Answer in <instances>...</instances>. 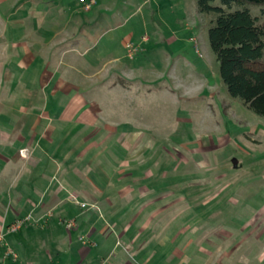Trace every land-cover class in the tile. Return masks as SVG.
<instances>
[{
  "label": "rangeland",
  "instance_id": "rangeland-1",
  "mask_svg": "<svg viewBox=\"0 0 264 264\" xmlns=\"http://www.w3.org/2000/svg\"><path fill=\"white\" fill-rule=\"evenodd\" d=\"M57 4L69 6L73 18L103 22L93 31L80 28L82 45L75 47L74 59L38 57L24 68L25 46L46 40L32 33L39 26L29 20L51 17ZM78 5L0 0V198L14 195V185L37 179L28 154L20 150L19 133L29 116L43 119L42 130L58 128L63 117L82 116L100 132L87 145L109 150L92 155L96 160L137 163V155L127 159L120 147L132 142L125 133L142 134L138 168L143 176L149 173L144 180L150 185L172 199H208L194 212L218 210L225 222L235 215L264 218V117L229 96L209 46V17L198 13L195 0H97L89 14ZM212 5L219 6V0ZM88 61L92 67L85 66ZM71 64L79 70L69 69ZM46 65L49 75L43 74L42 84L39 72ZM80 125L70 123L66 134L84 143L81 136L93 129L85 131V124L80 133ZM51 133L53 148L62 131ZM34 223V217L23 216L10 226L20 224L14 231L19 232Z\"/></svg>",
  "mask_w": 264,
  "mask_h": 264
},
{
  "label": "crops",
  "instance_id": "crops-1",
  "mask_svg": "<svg viewBox=\"0 0 264 264\" xmlns=\"http://www.w3.org/2000/svg\"><path fill=\"white\" fill-rule=\"evenodd\" d=\"M94 1L84 11L73 0L84 14L97 5ZM57 6L54 13L48 12L51 17L29 20L39 26L32 33L46 40L25 46L20 54L24 68L38 57L72 55L74 59L75 47L82 45L80 28L93 31L103 22L73 18L69 6ZM98 31L107 32L100 27ZM86 63L88 67L94 64ZM68 67L79 70L74 64ZM48 69L46 65L39 72L42 84ZM29 104H34V98ZM76 117H63L58 128L50 130H42L43 119L38 116L25 121L19 133L20 150L28 154L37 179L25 186L14 185V195L0 198V235L4 236L0 264H264V218L235 215L225 222L227 217L218 210L194 212L207 206L208 199H172L155 183L150 185L144 180L149 173L143 176L138 168L142 134L125 133L122 137L132 142L120 147L127 159L137 155V163L122 160L114 165L104 158L105 162L96 160L92 155L108 154L109 150L88 146L87 141L100 132L92 128L91 119ZM72 122L81 123L80 133L85 124V131L93 129L92 134L81 136L84 143L78 136L66 134ZM39 127L41 132L35 133ZM57 129L62 136L52 148L56 137L51 132ZM82 204L86 206L82 208ZM23 216L34 217L36 223L9 233L7 228ZM67 220L73 221L71 228L65 227Z\"/></svg>",
  "mask_w": 264,
  "mask_h": 264
},
{
  "label": "trees",
  "instance_id": "trees-1",
  "mask_svg": "<svg viewBox=\"0 0 264 264\" xmlns=\"http://www.w3.org/2000/svg\"><path fill=\"white\" fill-rule=\"evenodd\" d=\"M195 0L209 17L208 41L229 96L264 117V0ZM249 6L257 8L253 15Z\"/></svg>",
  "mask_w": 264,
  "mask_h": 264
},
{
  "label": "built area",
  "instance_id": "built-area-1",
  "mask_svg": "<svg viewBox=\"0 0 264 264\" xmlns=\"http://www.w3.org/2000/svg\"><path fill=\"white\" fill-rule=\"evenodd\" d=\"M77 2L82 6V9L84 11H89L91 9V7L95 4V1L94 0H77ZM81 207L83 208V207H85V205L82 204ZM65 226L67 228H71L73 226V224L72 223H67ZM19 227H20V224H14L12 226H9L7 228V231L8 232H14ZM2 238H3V236L0 235V241H1Z\"/></svg>",
  "mask_w": 264,
  "mask_h": 264
}]
</instances>
